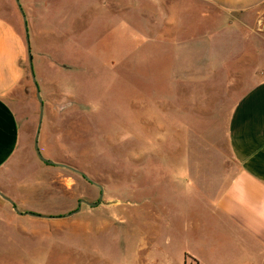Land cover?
I'll use <instances>...</instances> for the list:
<instances>
[{
	"label": "rangeland",
	"instance_id": "374dc122",
	"mask_svg": "<svg viewBox=\"0 0 264 264\" xmlns=\"http://www.w3.org/2000/svg\"><path fill=\"white\" fill-rule=\"evenodd\" d=\"M20 1L27 16L35 13L29 32L46 115L41 152L102 184L104 196L99 206L83 204L65 217L81 199L98 201L101 190L83 175L49 167L38 157L34 139L40 103L26 57L22 79L6 99L24 136L18 157L24 153L27 159L22 179L8 181L19 190L24 207L52 218L17 216L11 204L1 207L0 264H105L144 257L149 241L159 237L155 230H165L167 214L195 221L204 208L170 179L165 146L173 139L180 142L172 132L182 133L185 119L204 126L213 120L181 115L183 92L193 89L171 82V76L199 59L212 66L206 79L214 74L228 79L232 71L245 70L252 80V66L264 69V58L258 60L260 51H235L244 48L245 36L231 31L229 13L202 0ZM0 16L15 22L25 39L15 0H0ZM186 40L190 46L205 43L210 51L197 57L177 50L174 43ZM221 90L228 95V88ZM168 97L178 105L166 113ZM118 215V224L101 226ZM91 222L95 228L85 236Z\"/></svg>",
	"mask_w": 264,
	"mask_h": 264
},
{
	"label": "crops",
	"instance_id": "0c3cea01",
	"mask_svg": "<svg viewBox=\"0 0 264 264\" xmlns=\"http://www.w3.org/2000/svg\"><path fill=\"white\" fill-rule=\"evenodd\" d=\"M201 2L215 5L232 16L227 22L231 31L242 33L246 40L244 48L235 51H260L257 57L263 60L264 0ZM34 16V11L28 13L29 30ZM174 45L179 51H193L191 55L197 57L202 51H210L202 42L190 46L186 40ZM26 57L27 43L18 26L0 16V190L15 197L16 206L23 211L17 216L44 220L48 218L27 214L41 212L24 207L19 190L8 181L13 178L17 183L16 180L22 179L27 159L24 153L18 157L24 136L6 99L22 79ZM205 64L199 59L183 64L178 69L180 74L171 76V82L176 80L186 90L193 89L183 92L181 115L190 118L196 114L201 122L212 118L213 124L191 123L187 118L189 122H183L182 133L179 129L172 132V137L180 138V142L171 137L173 141L165 146L166 169L168 173L173 171L168 178L188 189L184 196L187 199L196 196L204 208L198 210L195 221L187 216L179 220L171 211L165 219V230H155L153 235L159 237L149 241L147 255L113 259L107 264H264V69L252 66V80L246 78L245 70L232 71L234 74L228 79H218L217 74L206 79L212 66ZM222 88H228V95H221ZM173 98H167L166 113L178 105ZM9 204L0 195V208ZM118 217L110 223L101 221V226L118 224L122 220L118 221ZM94 228L92 222L87 223L85 236ZM161 238L164 242L157 243Z\"/></svg>",
	"mask_w": 264,
	"mask_h": 264
},
{
	"label": "water",
	"instance_id": "95a60500",
	"mask_svg": "<svg viewBox=\"0 0 264 264\" xmlns=\"http://www.w3.org/2000/svg\"><path fill=\"white\" fill-rule=\"evenodd\" d=\"M15 1L17 3V6H18L19 11H20V13L22 15V18H23L24 29H25V39H26V43H27V47H28L29 67H30V72H31V76H32L33 82H34L35 87H36L37 98H38L39 103H40L39 120H38V124H37V128H36V134H35V139H34L36 153H37L38 157L40 158V160L43 161L44 163L49 164V165H55V166L71 169V170L83 175L88 181H90L92 184L98 186L100 188V190H101L100 197H99L98 201L91 202V201H88L86 199L79 200L78 208L75 211H73V213L67 214L68 216H70V215H73V214L77 213L78 211H80V209L82 208L83 204H87V205H90L92 207L99 206L102 203V199H103V196H104V186L102 184H100V183H97V182L91 180L83 171H80V170H78V169H76V168H74L72 166L67 165V164L60 163V162H55L52 159L46 158L41 152L40 145H39V137H40L41 128H42L43 119H44V114H45V106H44V101H43V98H42V95H41L40 86L38 84L37 77H36L35 70H34V65H33V55H32V48H31L28 17H27V15L25 13V10L23 9L21 1L20 0H15ZM0 195L3 198H5L6 201H8L13 206L14 210L17 213L22 214L19 211V209L16 206V204L14 203V201L11 198H9L8 196H6L1 190H0ZM27 214L32 215V216L46 217V218H50L51 217V216H47V215L38 214V213H35V212H27Z\"/></svg>",
	"mask_w": 264,
	"mask_h": 264
}]
</instances>
